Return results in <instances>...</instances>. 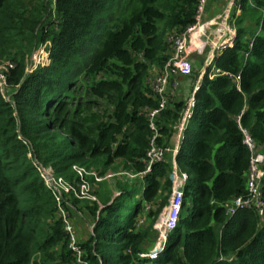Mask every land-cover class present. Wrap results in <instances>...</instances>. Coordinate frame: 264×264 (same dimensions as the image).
Here are the masks:
<instances>
[{"label":"trees","instance_id":"obj_1","mask_svg":"<svg viewBox=\"0 0 264 264\" xmlns=\"http://www.w3.org/2000/svg\"><path fill=\"white\" fill-rule=\"evenodd\" d=\"M199 2L0 0V61L14 64L0 87V264L74 259L37 162L70 181L75 165L106 172L120 160L127 171L146 170L155 133L147 114L159 106L152 73L170 57V36L195 22ZM238 6L234 45L207 67L176 155L188 174L177 227L156 257L140 256L173 192L166 159L141 178V191L123 181L114 198L98 188L96 202L71 199L73 219L84 211L94 224L80 238L90 264H264L258 212L229 216L224 206L246 193L251 154L241 126L264 147V0ZM39 49L46 58L35 65ZM184 106L174 99L158 115L159 145L170 144ZM144 204L151 208L138 226Z\"/></svg>","mask_w":264,"mask_h":264},{"label":"built area","instance_id":"obj_2","mask_svg":"<svg viewBox=\"0 0 264 264\" xmlns=\"http://www.w3.org/2000/svg\"><path fill=\"white\" fill-rule=\"evenodd\" d=\"M210 1L212 0H200L195 22L185 31L175 32L170 36V57L161 69L155 71L152 87L155 95L159 99V106L155 109H149L147 114L150 126L155 133L151 138L150 147L147 152V168L145 171L130 172L127 170H120L119 172H115L108 170L106 172H100L95 169H88L84 166L75 165L73 169L76 172L78 179L77 181H70L57 175L53 167H46L39 162L36 163L45 185L54 196L58 216L62 220L66 232L68 247L74 254V259L70 264H90L88 260L84 259V250L81 245L82 242L72 212L70 211V208H73L71 199L76 198L78 200L96 202L98 201L96 191L98 190L100 183L103 181H111L116 178H121L125 181L142 178L147 171L151 170L153 164L164 162L167 159L168 153L172 150L170 145L166 146L158 144L156 120L161 111L171 106L172 101L175 99L174 97L179 89V81L176 76L182 72H187L184 71V69L187 66L190 55L189 44L193 37L203 31L204 13ZM238 1L239 0H230V6L224 15L225 20H230L233 26H235L236 17L241 13ZM233 8H235L237 12L232 16L231 13ZM226 29L227 31L225 33L221 30L217 31L209 40L212 52L208 66L214 62V59L221 54L223 50L234 45L236 32L232 33L233 31L229 27H226ZM13 65V62L11 61H4L0 64V87L2 89L7 85L6 72L8 71V68H12ZM218 72H220V70L217 69L216 73ZM204 73H202L201 79ZM214 75L215 74H212L211 76ZM231 77L234 78L238 84L240 83V75L231 74ZM200 83L201 80L194 84L191 95L185 103L182 115L175 126L178 139L177 147L183 138L184 130L193 117L196 106V92L200 87ZM241 130L243 133V142L251 154L250 165L247 172L246 193L235 197L224 206L229 216L234 215L239 209H255L261 217V220L264 221V194L262 190V180L264 177V152L253 139L248 129L241 126ZM174 151L177 152L178 149ZM171 179L173 181V192L170 201L161 212L159 219L154 226L155 230L158 232L157 253L163 249L168 235L179 223L183 208L184 185L188 179V174L175 168L172 171ZM150 207L151 206L148 205L147 209H150ZM77 213L81 215V212L77 211ZM143 223V220L139 219L137 225L141 226ZM89 227L90 232L93 233L94 224H90ZM157 253L152 254V256L156 257ZM144 255V253H141L140 256L143 257Z\"/></svg>","mask_w":264,"mask_h":264},{"label":"crops","instance_id":"obj_3","mask_svg":"<svg viewBox=\"0 0 264 264\" xmlns=\"http://www.w3.org/2000/svg\"><path fill=\"white\" fill-rule=\"evenodd\" d=\"M229 6H230V0H212L208 3L205 13H204L203 31L200 34L193 37L189 44V50H190L189 54L190 55L188 58L187 66L184 69V71H187V72H182L178 76H176V78L179 81V89L174 98L177 101L179 102L181 101L184 103L187 102L188 98L191 95L194 84L197 82H200L202 73L206 71L208 64L210 62V57H211V52H212L211 44L209 42L210 38L219 30L225 33L227 31L226 27H229L233 31L232 33L234 32L237 33V28L232 25L230 20L226 21L224 18V15L226 11L228 10ZM236 12L237 10L233 8L231 15L232 16L235 15ZM246 25L250 26L252 25V23L248 21ZM193 72H196L198 75V77H195L196 78L195 80L192 79L194 76ZM169 145L171 146L172 150L168 153L167 160L171 162L173 169L175 168L179 169L178 164L176 162V155L178 151L177 152L174 151L176 149L179 150V146H180L179 144V146L177 147L178 139H177L176 131ZM119 162L120 160H118V162H116L115 164ZM118 180L125 181L121 178H118ZM116 193L117 191L115 192V194ZM147 206L148 205L144 204L143 212L142 214L139 215L140 216L139 219L143 220L144 222L143 224L146 223L147 221L146 214L150 210V209H147ZM74 220H75L80 238L82 240L86 239L88 237L87 235L90 234L89 226L90 224H93V223L90 221L86 223L85 220L83 221L78 216H75ZM153 230H154V234L151 240L146 244V249L143 252L145 254L143 257H146V258L153 257L152 254H155L158 251V248H157L158 232L155 230V228ZM153 240L154 242H156L155 245L151 243V241Z\"/></svg>","mask_w":264,"mask_h":264},{"label":"rangeland","instance_id":"obj_4","mask_svg":"<svg viewBox=\"0 0 264 264\" xmlns=\"http://www.w3.org/2000/svg\"><path fill=\"white\" fill-rule=\"evenodd\" d=\"M34 56H33V59H34V61H35V65L36 64H38V62L40 61V60H42V61H44L45 60V58H46V55H45V53L43 52V49H39L36 53H34L33 54ZM4 61H0V64H2ZM35 67V66H34ZM154 73H152V77H151V80H152V82H153V77H154V75H153ZM193 80H195L196 78L195 77H198V75H197V73L196 72H193ZM262 149V151L264 152V147H262L261 148ZM118 162V161H117ZM122 164H121V162H119V163H117V164H115V166L111 169L112 171H115V172H119L120 170H125V169H121L122 167ZM123 181H120V180H118V178H116V179H113V180H111V182L110 181H103L102 183H100V185H99V192H98V194H99V196L102 198V195L104 196V194H106V195H109V197H111V198H114V192H116L117 191V188H119L118 187V184L119 183H122ZM129 186H134V185H136V186H138V191H141V189L143 188V179H141V178H135V179H133V180H129V181H127L126 182ZM116 195H117V193H116ZM139 195V194H138ZM138 200H139V196H136L135 198H132V199H129L128 200V205H130L131 207L132 206H134L135 204H137V202H138ZM127 212V210L125 209L124 210V212L123 213H126ZM78 214V213H77ZM78 217H80L83 221L85 220L86 221V223L87 222H89V221H87V213L86 212H84V211H82L81 212V215H79L78 214ZM87 229H88V227H87ZM89 232V231H88ZM87 234V233H86ZM88 236V235H87ZM39 238H42V233H39ZM151 243L152 244H154L155 245V243L156 242H154V240L153 241H151ZM36 258H38V260L39 261H43L42 260V255H40V254H38L37 256H36Z\"/></svg>","mask_w":264,"mask_h":264}]
</instances>
